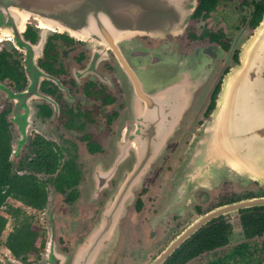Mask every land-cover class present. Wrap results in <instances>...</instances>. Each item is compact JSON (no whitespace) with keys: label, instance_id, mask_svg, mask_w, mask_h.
<instances>
[{"label":"flooded vegetation","instance_id":"flooded-vegetation-1","mask_svg":"<svg viewBox=\"0 0 264 264\" xmlns=\"http://www.w3.org/2000/svg\"><path fill=\"white\" fill-rule=\"evenodd\" d=\"M156 7L154 0H110L106 27L115 32L111 37L117 45L97 42L96 34L83 41L66 33H52L43 43L37 68L32 58L40 50L27 52L28 73L16 50H0L10 54L21 72L18 82L8 80L9 90L0 86V93L5 94L0 96V113H5L9 137L7 170L15 183L29 181L46 194L40 210L11 196L0 208V213L6 205L22 213L24 207L33 210L30 220L40 230L38 253H28L25 261L17 264L44 260L69 264L77 242L93 229L101 207L121 184L128 183L131 163L117 156L115 149L128 107L129 74L114 50L124 41L133 40L148 52L162 48L181 57L201 50L212 58L209 70L214 68L211 73L208 70L205 84L195 93L179 130L134 191L126 214L120 218L117 241L103 264H153L201 217L241 201L264 198V184L242 183L234 176H225L211 187H190L184 192L176 188L178 171L215 107L222 79L238 61L234 49L264 17V0H188L182 7L184 13H190L183 36L125 34L150 27L138 14L127 19L129 10L138 8L143 13L145 8L154 14ZM23 36L32 46L41 41L30 26ZM121 49L130 73L140 79L137 71H146L143 61L151 63V56L140 55L134 45ZM224 51H230V56L223 61ZM203 88L204 93L199 94ZM201 94L205 99L199 105ZM195 108L197 117L186 122V114ZM228 215L237 216L239 228L227 220ZM214 227L226 230V239L209 241L207 230ZM162 264H264V205L213 218Z\"/></svg>","mask_w":264,"mask_h":264},{"label":"water","instance_id":"water-1","mask_svg":"<svg viewBox=\"0 0 264 264\" xmlns=\"http://www.w3.org/2000/svg\"><path fill=\"white\" fill-rule=\"evenodd\" d=\"M109 1L0 0V38L6 42L13 40L14 47L25 50L26 54L33 49L41 52L45 36L57 32L83 41L93 39L96 34L97 42H108L115 46L118 43L111 37L115 32L106 27L110 17H107ZM186 2L188 0H154L155 6L158 5V11L154 14L145 8L143 13L138 12V8L129 10L127 19H134L138 14L139 19L143 17L144 23L150 27L143 31L130 29L125 34L129 37L157 33L181 35L190 16L188 11H182ZM110 15L115 18L113 14ZM165 18L170 20H163ZM33 23L34 28L42 31L44 36L41 35V41L36 46L27 43L23 36L26 25ZM41 23L55 31L40 27ZM134 49L142 56L150 55L152 64L156 66L167 58L162 52ZM114 50L119 64L129 74L128 87H131L128 89H131L130 93H127L128 107L123 128L115 143L116 155L124 160L128 158L131 163L129 179L127 185L121 184L112 199L104 205L99 221L76 246L74 254L69 257V264H101L111 252L118 238L120 218L126 214L134 191L142 186L150 164L162 155L169 140L179 130L182 117L191 107L195 93L209 76L212 62L210 55L201 50L184 58L175 53L171 64L175 65L176 76L169 84L158 87L155 82L144 85L130 73L122 50L118 47ZM239 62L223 78L215 107L199 129L178 171L176 188L179 192L190 187L217 185L225 176H234L242 183L256 181L264 184V17ZM22 67L28 73L26 59ZM25 93L27 90L22 94ZM261 205H264V198L250 199L218 208L201 217L173 241L153 264H162L183 241L213 218ZM39 264L49 263L44 260Z\"/></svg>","mask_w":264,"mask_h":264},{"label":"trees","instance_id":"trees-1","mask_svg":"<svg viewBox=\"0 0 264 264\" xmlns=\"http://www.w3.org/2000/svg\"><path fill=\"white\" fill-rule=\"evenodd\" d=\"M20 75L19 64L12 60L7 52H0V82L5 80L18 82ZM7 130L5 113H0V208L11 196L21 200L28 207L40 210L45 204V192L34 188L35 186L29 181L22 179L21 182L16 181L15 183V179L10 178L7 170L10 153ZM6 185L9 187L6 188ZM6 216L12 218L13 227L3 243L4 247L16 260L24 262L28 253H38L37 241L40 237V230L29 216H25L19 209L6 205L3 213H0V238L8 223ZM207 233L209 241L226 239V230H221L219 227L210 228Z\"/></svg>","mask_w":264,"mask_h":264},{"label":"rangeland","instance_id":"rangeland-1","mask_svg":"<svg viewBox=\"0 0 264 264\" xmlns=\"http://www.w3.org/2000/svg\"><path fill=\"white\" fill-rule=\"evenodd\" d=\"M188 23V22H187ZM27 27H31L35 32H37L38 33V36H40L41 37V35L43 36V32L42 31H40L39 29H37V28H34V23L32 24V25H26ZM256 30H257V28H255L253 31H251V32H249L248 34H246L245 35V37L244 38H241L240 39V46L239 47H237L238 49H234V50H237V53H238V61L237 62H235V64L234 65H231V66H229V67H231L230 69H229V71L233 68V67H235L237 64H239L240 62H239V59H241V56L243 55V52H244V49L247 47V45L251 42V40L254 38V36H255V34H256ZM184 31H185V29H184ZM184 33V32H183ZM183 33L181 34V35H178V36H176V37H179V36H183ZM51 34V33H50ZM49 34H47L45 37L47 38V36H48ZM44 37V36H43ZM129 39V38H128ZM4 40V39H3ZM89 40H91V39H89ZM87 45L90 47V45L87 43ZM131 45H134V48H142V47H140V45L139 44H137V43H135L133 40H128L127 42L126 41H124L123 43H120L119 44V48L121 49V48H124V47H128V49H129V47L131 46ZM15 44L13 43V40L11 41V42H6L5 40L3 41V42H1L0 43V50L1 49H3V50H16L17 52H18V56H19V58L21 59V63L22 64H24V60L26 59L25 57H26V52H25V50H22V49H16L15 47ZM122 50V49H121ZM162 52V54H164V53H167V51L166 50H164V49H162V48H160L159 50H156V52ZM232 51V50H231ZM1 52V51H0ZM230 52V51H229ZM229 52H225L224 51V53H222V55H221V57L223 58V61L224 60H226V59H229ZM122 53H124L123 52V50H122ZM39 57H41V52L39 51V53L38 54H35V56L32 58V61L34 62V64H35V67L37 68V64H36V61H37V59L39 58ZM166 60L165 61H163V62H161L159 65H153L152 64V62L150 63V62H148V61H143V63H145V66H146V71H137V75L139 76V78H140V80H141V82L145 85V83H146V81L147 80H149L151 83H154L155 82V84L158 86V87H163V86H165V85H167V84H169L170 82V80H171V82L173 81V79L175 78V76H176V68H175V65H172L171 64V62H173L174 61V59H175V54H174V52H170V54L168 53L167 55H166ZM184 58V57H183ZM171 59V60H170ZM170 60V61H169ZM141 62H142V59H141ZM213 66H214V64H213ZM213 68L214 67H212V70L210 71V73L213 71ZM228 71V72H229ZM120 72V71H119ZM227 72V73H228ZM210 73H209V75H210ZM226 76V74L224 75V77ZM223 77V78H224ZM223 80V79H222ZM0 86L1 87H3V89H6V90H9V85H8V80H5L4 82H0ZM129 88H131L130 86H129ZM130 91H131V89L129 90V93H130ZM201 91H202V93H204V91H205V89L203 88L202 90H200V92H199V94L201 93ZM0 96H5V94L4 93H0ZM203 98L205 99V95H202L201 94V97H200V99L198 100V104L200 105V103H201V101L203 100ZM2 101H3V99H2ZM198 104H196V105H198ZM198 108V107H197ZM199 109V108H198ZM191 114V115H190ZM196 114V108L192 111V113H191V111L190 112H188L187 114H186V117H189L188 118V120L186 121V122H189L190 120H192V118H196L197 117V115H195ZM209 119V118H208ZM103 207L104 206H102L101 207V209L99 210V212H98V215H97V220H96V222H95V224L99 221V218H100V216H101V212L103 211ZM23 211H24V215L25 216H30V215H33L34 213V211L33 210H31V209H29V208H27V207H24L23 208ZM40 215H42V214H40ZM35 217H39V215H37V214H35L34 215ZM7 218H8V223H7V225H6V228H5V230H4V232L2 233V235H1V238H0V264H13L12 262H15L16 264L17 263H19V260H16L12 255H11V253L4 247V242H5V240H6V237L8 236V234L12 231V227H13V222H12V220L10 219V217L9 216H6ZM42 217H44V216H42ZM227 220H229V222H231V223H233V227H235V229H236V226H237V222H236V219H237V216L236 215H228L227 216ZM34 223V225L37 227L38 225L37 224H35V221L33 222ZM38 224L39 225H43V224H40L39 223V221H38ZM94 224V225H95ZM238 227V226H237ZM239 228V227H238ZM87 235V234H86ZM85 235V236H86ZM84 236V237H85ZM83 237V238H84ZM82 238V239H83ZM81 239V240H82ZM81 240H79L78 242H77V244H76V246L79 244V242L81 241ZM76 246H75V248H76ZM109 255H111V252L108 254V255H106L105 256V258L103 259L104 261L101 263V264H103L104 262H105V260L108 258V256Z\"/></svg>","mask_w":264,"mask_h":264},{"label":"bare ground","instance_id":"bare-ground-1","mask_svg":"<svg viewBox=\"0 0 264 264\" xmlns=\"http://www.w3.org/2000/svg\"><path fill=\"white\" fill-rule=\"evenodd\" d=\"M40 27H42V28H44V29H49V30H51V31H55V30H53L52 28L47 27L46 25L44 26L42 23H41ZM73 37H74V36H73ZM3 41H4V40H2V39L0 38V43L3 42Z\"/></svg>","mask_w":264,"mask_h":264}]
</instances>
